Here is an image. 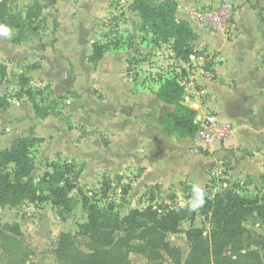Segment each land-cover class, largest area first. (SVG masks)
Returning <instances> with one entry per match:
<instances>
[{"label":"rangeland","instance_id":"1","mask_svg":"<svg viewBox=\"0 0 264 264\" xmlns=\"http://www.w3.org/2000/svg\"><path fill=\"white\" fill-rule=\"evenodd\" d=\"M34 1L14 0L13 12L24 13ZM41 1L46 5L45 14L48 21V27L42 33V42L30 40L17 46L12 43L11 35L0 28V97H7L11 103L10 108L0 109V132L3 137L6 136L10 126L8 123L12 122L19 132L18 135H22L24 133L22 129H26L22 127V121L25 127L31 125L34 112L33 109L30 113L27 111H29V104H32L26 95L19 98L22 78H27V89L31 88L36 99L44 103L46 108H52V100H57L54 108L57 114L50 116L53 124L40 125L42 136L55 133L52 135V139L57 138L54 149L64 151V138L70 135L74 139L75 133H69L73 130L80 131L83 137L93 135L95 141L87 142L82 150H74L82 157L90 159L88 161L90 171L86 169L88 162L77 163L80 169V191L72 195L75 198L72 214L62 216L50 201L38 204L25 202L15 208L0 209V231H5L4 226L7 224L20 226L23 233L21 242L24 245V252L29 254V264H60L56 257L60 234L67 232L76 236L79 225L88 219V211L82 207L83 198H87L90 204H94L101 211L108 212L109 215L117 214L123 217L131 209H144L149 206L151 193L155 197L153 204L163 208L172 207L181 202L186 204L188 201H200L201 195L212 189V183H208L206 188L200 184L202 191H198L194 186H188L187 182H182L169 190H160L158 185L157 190L145 186L142 191L136 192L137 189L133 187V184L142 174L141 168L132 170L128 167L122 171L123 175L118 176H112V171L106 168L95 173L91 171L96 166L109 167L116 161L120 151L125 153L127 149L129 153H132L138 149L140 144L137 143L139 142L137 139L142 138L138 137V133L142 131L140 127L144 126V120H147L145 126L150 125L155 128L157 124L155 117L151 118L153 110L145 112V116H142L141 111L136 109L141 98L138 99L137 93H126L128 91L123 83L124 75L135 79L136 86L142 85L144 89H147L146 97L142 101L149 104L148 98L153 97L154 90L160 85L157 82L160 76V81L169 76L183 79L182 83H185L188 90L194 87L200 92L202 87L198 86L193 78L194 72L198 69L193 64H197V61L184 63L176 59L174 55H170V45L154 41L151 34L143 31L140 18L130 9L131 0H57L54 7L50 5L51 0ZM214 1L218 3L222 0ZM258 2L260 1L247 0L250 7L258 13L257 21L264 23L262 14L264 0L260 4ZM209 6H215V4ZM239 9H241L240 6ZM56 20L59 22V27L54 29ZM53 38H57L54 46L56 51H53L51 47ZM137 42L145 45L147 50L141 52L134 49ZM95 43L104 44L106 51L98 64H91L88 62V57L92 54ZM247 49L248 45L243 41L236 46L226 47L225 53L232 58L231 61H235L236 56L240 53L245 54ZM132 54L136 56L135 59ZM209 57L207 56L204 60L209 62ZM131 60H135V64H132ZM125 65L130 66L127 67V71ZM38 91H43L44 95H38ZM216 92L219 100L224 97L223 90ZM186 94L191 93L189 91ZM60 97L66 100L60 101ZM205 97V95L201 97V102L205 101ZM119 106H121L120 109H118ZM1 110L4 111L1 112ZM10 110H13V113H10ZM13 114L17 115L19 121L11 120ZM118 114L124 119L113 118ZM257 117L260 125L264 126V110L259 111ZM150 118L152 120H149ZM85 125L88 128L84 127ZM137 129L138 132H136ZM130 131L134 133V137L129 134V138L133 137L129 145L126 146V143L119 141V148L116 144L108 156L103 154L97 140L101 139L103 144V142H109L110 133L123 135ZM178 142L173 146L162 145L160 152L166 156L167 160L174 162V154L170 152L177 149L182 151L185 147L194 151L195 156L199 154L208 156V151L201 149L194 139H179ZM0 144L5 146V140L1 139ZM38 148L40 146L34 150L36 178L44 174L45 166L51 160L45 156L48 153L45 152L48 147L43 149V152H40ZM54 159L63 161L60 154H57ZM138 162L142 163L140 159ZM263 183L260 188H254L252 193L260 192L261 195H253V199L255 197L264 199ZM109 184L112 185L110 190ZM127 186H130L132 190L129 194H124L123 190ZM103 189L108 191L106 195L102 193ZM177 193L182 194V198ZM192 225L196 228L211 229V225L200 217L193 224L184 222L182 229L186 231ZM245 226L251 236L246 243L251 246V250L261 253L262 264H264V251L261 249L264 242V224L255 216L249 218ZM168 240L181 249L182 264H185L190 253V244L186 236L183 233L170 235ZM87 242L88 240L78 237L76 249L88 252ZM133 244L137 246L140 243ZM14 251L15 249L12 248L11 252H6L0 244V264H16L15 258L12 257ZM129 260L130 264H152L138 251H130ZM164 264L173 263L168 261Z\"/></svg>","mask_w":264,"mask_h":264},{"label":"trees","instance_id":"2","mask_svg":"<svg viewBox=\"0 0 264 264\" xmlns=\"http://www.w3.org/2000/svg\"><path fill=\"white\" fill-rule=\"evenodd\" d=\"M56 3L57 0H51L50 5L54 7ZM14 5V0H0V28L11 35L12 43L17 46L30 40L42 42V33L48 27L46 5L35 0L24 13L13 12ZM130 9L140 18L141 29L151 34L154 41L170 45L176 59L190 63L191 56L195 55L192 45L198 37L188 22L177 20L176 0H131ZM58 27L56 20L54 29ZM56 43L57 38H53V51H56ZM105 51L104 44L95 43L88 62L98 64ZM131 61L135 64V60ZM27 85L28 80L23 77L19 98L25 95L29 98L37 118L45 120L57 114L54 110L57 100H52V108H46L36 99L34 91L27 89ZM38 95H44V92L38 91ZM185 96V86L177 77L162 81L157 92L163 103L175 107L174 112L163 116L162 125L182 139L194 138L197 133L195 120L198 113L184 104ZM59 100L65 101L66 98L60 97ZM10 106V100L1 96L0 109ZM43 142L35 136L32 128L29 136L15 140L10 148H0V209L15 208L25 202L38 204L50 201L62 216L74 211L75 198L72 195L80 191V169L75 162L53 160L45 166L44 174L36 178L34 150ZM111 186L109 184V190ZM151 188L158 189L157 186ZM131 190L127 186L123 193L129 194ZM107 192L102 191L104 195ZM86 199H82V207L88 211V219L79 225L78 234L73 236L63 232L59 236L56 257L60 264H130V251H138L152 264L168 261L182 264L181 249L168 240V236L182 233L190 244L185 264L263 262L261 253L251 250L246 243L251 236L245 226L246 221L255 216L264 224V199L260 197L253 199L236 191L221 190L216 194L203 193L200 201L163 208L153 204L155 197L151 193L149 206L131 209L123 217L109 215ZM199 217L211 225L210 230L193 225L186 231L182 229L184 222L193 224ZM4 230L0 231L1 246L6 252L15 249L12 257L16 264H29V254L24 252L21 242L23 233L20 226L7 224ZM78 237L88 240V252L76 249ZM134 242L140 244L135 246ZM261 249L264 251V242Z\"/></svg>","mask_w":264,"mask_h":264},{"label":"crops","instance_id":"3","mask_svg":"<svg viewBox=\"0 0 264 264\" xmlns=\"http://www.w3.org/2000/svg\"><path fill=\"white\" fill-rule=\"evenodd\" d=\"M158 1L162 2L164 0ZM233 1L232 3L237 7L235 17L236 31L232 35L227 36L226 34L209 30L198 23L191 14L193 7L197 9L216 8L222 1L217 3L214 0H176L178 3L177 20L188 22L198 37L192 45L195 55L191 56L190 62L196 63L197 61V64H193L194 67H198L197 72H194L193 78L195 83L202 87L200 92L194 87L192 90H186V92L190 91L191 94H186L184 104L194 109L198 115L213 113L221 121L231 123L234 126L232 138L226 144H215L205 148L195 137L186 139L177 137L174 131L162 125L163 116L174 112L175 107L163 103L157 97L160 85L154 90L153 97H147L150 101L149 104H151L149 105L142 101L146 97L147 89H144L142 85L136 86L137 82H134L135 79L127 77L125 74L123 83L127 86L128 92L126 93H137L138 99L141 98L136 109L141 111L142 116H145V112L153 110L151 118L155 117L157 124L155 128L150 125H146V127L147 120H144V126L140 127L142 131L140 130V133H138V137H142L137 139L139 141L137 143L140 144L138 149L132 153H129L127 149L125 153L120 151L116 161L112 162L109 167L96 166L94 170H91L93 173L106 168L112 171V176H118L123 175L122 171L128 167L132 168V170L141 168L143 172L133 184V187L137 189L136 192L142 191L145 186L153 187L158 185H160V190H169L174 185L187 182L188 186H194L198 191H202L200 189L202 187H199L200 184L204 185L203 188H206L205 186L208 183H212V189L207 191L212 194H216L219 192L218 189H221L236 191L241 195L250 197L261 195L259 194L260 192H257V194L252 192L254 188H260L261 183L264 181V126H261L257 121V113L264 110V23L257 21L258 13L250 7L247 0ZM258 1H260L258 2L259 4L263 2V0ZM213 3L215 6H209L213 5ZM239 6L241 9H239ZM262 14L264 18V12ZM243 41L248 45L246 53H240L236 56L235 61H231L232 58L225 53V48L236 46ZM134 49H138L141 52L147 50L145 45H141V42H137ZM170 55H174L172 50ZM207 56H210L208 58L209 62L204 60ZM132 57L136 56L132 54ZM114 64L111 65L114 66ZM204 64L205 69L203 68ZM127 67L129 65H125L126 71L128 70ZM176 70L179 71L180 69ZM160 77L157 79L158 84L162 82ZM168 78L170 76L164 77L163 81ZM182 81L183 79H181V84L185 86ZM136 90L138 91L136 92ZM220 90H223L224 97L219 100L216 91ZM149 93L151 94V92ZM203 95L206 96V99L201 102ZM28 107L29 111L27 113H30L31 109H33L32 105L29 104ZM120 108L121 106L118 107V109ZM3 111L1 110V112ZM11 112L13 113V110H10ZM14 115L11 120L19 121L17 115ZM50 116L42 120L37 118L35 113L32 114L30 126L25 127L22 121V127L26 128L22 129L24 131L22 135H18L19 132L15 128V124L12 122L8 123L10 126L7 129V135L3 137L0 132V141L1 139L5 140V146L0 144V148L2 150L10 148L15 140L29 136L31 129L34 128L35 136L44 140L39 145L40 148L38 150L43 152V149L48 147L45 151L48 153L45 156L51 158L50 161L56 160L54 158L57 154H60L63 161L75 162L76 164L79 162L85 164L90 161V159L82 157L81 154L74 150L84 149L87 142L94 140L93 135L83 137L80 131L73 130L69 133H75L74 139L70 135L64 138V151L54 149V142L57 138L52 139V135L55 133L42 136L40 132V125L52 123V117ZM149 116L151 115L149 114ZM21 117L23 120L24 116L22 115ZM113 118L121 117L118 114V116ZM151 118L149 120H152ZM84 127L87 126L85 125ZM57 129L56 134H58ZM136 132H138V129ZM129 134L134 137V133L131 131L125 132L123 135L110 133L111 136L108 134L110 137L109 142H103L102 144L101 139L97 140V142L103 154L108 156L110 150L116 144V147L119 148V141L126 143V146L130 144L133 137L129 138ZM178 138L180 140L194 139L201 146H199L201 149L204 148L208 151V156L204 154L195 156L194 151L185 147L182 151L177 149L170 152V154H174V162L167 160L166 156L160 152V149L162 145L173 146L179 143ZM66 158H69V160H66ZM139 159L142 163L138 162ZM86 166V169L90 171L88 169L89 162ZM177 195L182 198V194L177 193Z\"/></svg>","mask_w":264,"mask_h":264},{"label":"built area","instance_id":"4","mask_svg":"<svg viewBox=\"0 0 264 264\" xmlns=\"http://www.w3.org/2000/svg\"><path fill=\"white\" fill-rule=\"evenodd\" d=\"M236 13V5L227 0H222L216 8L197 9L193 7L191 9V14L198 23L213 32L227 36L236 31ZM195 124L197 125L195 138L205 148L215 144H226L234 135V126L221 121L213 113L198 115Z\"/></svg>","mask_w":264,"mask_h":264}]
</instances>
